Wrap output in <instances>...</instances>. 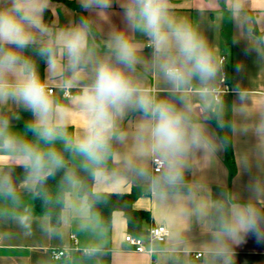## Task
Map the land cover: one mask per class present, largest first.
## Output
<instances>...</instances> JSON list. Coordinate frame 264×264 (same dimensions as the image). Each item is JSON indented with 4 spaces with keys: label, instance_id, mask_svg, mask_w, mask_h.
I'll use <instances>...</instances> for the list:
<instances>
[{
    "label": "clouds",
    "instance_id": "9594fccd",
    "mask_svg": "<svg viewBox=\"0 0 264 264\" xmlns=\"http://www.w3.org/2000/svg\"><path fill=\"white\" fill-rule=\"evenodd\" d=\"M49 2L0 0V105L14 104L30 114L22 131L13 127L11 118L0 115V153L24 170L17 184L14 168L0 166V217L10 216L23 229L30 228L33 213L24 203L26 192L36 199H59L61 221L75 218L87 230L92 212L82 195L85 182L76 170L66 168L65 154L78 159L81 170L97 175L115 156L113 141L126 137L120 122L129 112H138L136 139L142 159L136 170L158 191L175 188L183 181L190 155L210 146L190 97L198 92L205 109L219 114L216 85L224 65L197 23L177 14L175 0H80L85 15L63 27L45 22ZM114 4L122 26L111 23ZM232 4L236 15L244 0ZM94 16L110 25L99 45ZM145 49L150 50L147 56ZM140 69L150 72L154 87ZM56 79L80 88L74 109L53 95ZM161 90L166 94L160 95ZM73 110L83 117L79 130L71 123ZM256 132L264 149V120ZM144 159H158L159 173L149 175ZM60 170H65L63 187L53 196L45 184ZM201 212L215 217L208 252L221 264H234L233 245H241L237 241L243 244L251 237L264 245V210L251 201H216ZM41 224L54 227L48 218ZM100 246L94 242L85 253L94 255Z\"/></svg>",
    "mask_w": 264,
    "mask_h": 264
},
{
    "label": "crops",
    "instance_id": "0c3cea01",
    "mask_svg": "<svg viewBox=\"0 0 264 264\" xmlns=\"http://www.w3.org/2000/svg\"><path fill=\"white\" fill-rule=\"evenodd\" d=\"M79 5L80 0H50L45 22L53 27L67 26L85 15ZM175 7L178 15L197 23L223 61L222 75L216 85L221 104L219 114L205 109V101L198 92L190 97L193 114L204 124L210 146L190 155L180 185L158 191L136 170L142 159L138 156L140 148L136 139L141 114L129 112L119 125L126 137L113 141L115 156L94 176L93 184L95 192L129 194L134 207L148 213L141 225L142 238L147 239L150 228L159 225L170 230L169 238L154 244V254L138 253L125 242L130 232L127 219L119 211L113 213L110 225L103 224L101 216L92 213L87 230L75 218L71 222L60 219L58 225L46 229L41 221L50 219L49 216L38 214L33 198L25 192L24 203L33 213L32 226L25 230L14 218L0 217V264H221L208 252L214 238L215 217L202 214V207L221 200L251 201L264 210V149L259 147L261 139L256 132L264 120V0H244L242 10L236 15L232 0H175ZM112 11L111 23L122 26L120 9L114 4ZM94 19L95 40L99 45L110 25L100 16ZM149 51L145 49L146 56ZM40 71L46 74L42 61ZM139 71L146 83L154 87L150 72ZM51 87L62 104L74 109L73 101L80 92L78 86L56 79ZM66 90L72 97L65 95ZM159 94L166 92L161 90ZM0 115L11 118L13 127L21 131L30 116L14 104L0 105ZM82 120L81 113L73 110L71 123L76 130ZM217 127L231 142L234 170L227 162ZM152 160L144 159L143 167L149 175H156ZM0 166L14 168L17 184L23 180L24 170L15 167L8 154L0 153ZM97 241L100 250L94 255L86 254L85 249ZM236 243L241 245H233L234 264H264V245L251 237L246 243ZM53 251H65V256L54 260ZM197 254L202 256L196 258Z\"/></svg>",
    "mask_w": 264,
    "mask_h": 264
},
{
    "label": "trees",
    "instance_id": "16d2710c",
    "mask_svg": "<svg viewBox=\"0 0 264 264\" xmlns=\"http://www.w3.org/2000/svg\"><path fill=\"white\" fill-rule=\"evenodd\" d=\"M257 33V31L255 30ZM217 132L221 141L223 142L226 159L231 168L234 170L235 161L233 157V150L231 142L225 136L223 131L217 127ZM66 155V161L69 163L68 159L71 157ZM67 169H73L78 172V174L84 179L85 188L82 190V195L87 196L88 202L91 206V212L93 214H99L102 218L103 224L110 225L112 220V215L115 211L122 212L127 219L129 232L131 235L136 237L143 236L142 222L144 219L148 218L147 212L136 209L133 205L132 197L129 194L123 193H107V192H95L93 189L94 176L88 172L76 168L70 164L66 166ZM65 170H60L55 176L49 177L45 184V190L57 196L62 190V179ZM33 206L38 214H45L49 216L53 225H58L60 222V212H61V202L59 199L46 200L44 198L36 199L33 198Z\"/></svg>",
    "mask_w": 264,
    "mask_h": 264
},
{
    "label": "built area",
    "instance_id": "2783aa9c",
    "mask_svg": "<svg viewBox=\"0 0 264 264\" xmlns=\"http://www.w3.org/2000/svg\"><path fill=\"white\" fill-rule=\"evenodd\" d=\"M225 77V74H224ZM225 82V79L222 80ZM51 91L54 94L55 89L51 87ZM67 97H72V94L69 90H66L65 92ZM153 165V173L158 174L160 171V161L158 159L152 160ZM170 236V230L163 226H153L148 231L147 239H144L142 237H136L131 234H127L125 237V242L128 243L130 246H132L135 251L138 253H149L154 254V244L155 243H164ZM52 256L54 260H60L65 256V251H53ZM202 254H197L196 258H200Z\"/></svg>",
    "mask_w": 264,
    "mask_h": 264
},
{
    "label": "rangeland",
    "instance_id": "374dc122",
    "mask_svg": "<svg viewBox=\"0 0 264 264\" xmlns=\"http://www.w3.org/2000/svg\"><path fill=\"white\" fill-rule=\"evenodd\" d=\"M68 161H69V163H70L71 165H73L74 167H79V160H78V159H73L72 157H70V158L68 159Z\"/></svg>",
    "mask_w": 264,
    "mask_h": 264
},
{
    "label": "water",
    "instance_id": "95a60500",
    "mask_svg": "<svg viewBox=\"0 0 264 264\" xmlns=\"http://www.w3.org/2000/svg\"><path fill=\"white\" fill-rule=\"evenodd\" d=\"M66 166H70V163H67Z\"/></svg>",
    "mask_w": 264,
    "mask_h": 264
}]
</instances>
